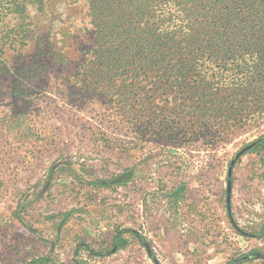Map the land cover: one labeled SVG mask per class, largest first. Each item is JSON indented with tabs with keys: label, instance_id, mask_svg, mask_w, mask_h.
Listing matches in <instances>:
<instances>
[{
	"label": "rangeland",
	"instance_id": "rangeland-1",
	"mask_svg": "<svg viewBox=\"0 0 264 264\" xmlns=\"http://www.w3.org/2000/svg\"><path fill=\"white\" fill-rule=\"evenodd\" d=\"M37 21L30 50L0 70V264H264L249 259L264 252V150L250 151L264 119L212 138L177 130L183 121L157 103L129 118L76 77L94 42L85 1L53 0ZM252 143L229 211L231 162ZM127 170L131 180L112 183ZM119 230L126 247L98 255L116 250Z\"/></svg>",
	"mask_w": 264,
	"mask_h": 264
},
{
	"label": "trees",
	"instance_id": "trees-1",
	"mask_svg": "<svg viewBox=\"0 0 264 264\" xmlns=\"http://www.w3.org/2000/svg\"><path fill=\"white\" fill-rule=\"evenodd\" d=\"M84 1L94 42L76 77L88 91L126 108L127 117H138L136 104L157 103L170 110L164 119L175 114L173 119L183 121L177 130L212 138L264 119V0ZM52 5L53 0H0L1 71L11 59L20 60L24 48L30 50L36 19L49 15ZM260 148L264 134L250 151ZM133 174L127 170L112 183L125 184ZM129 232L151 252L143 235ZM258 235L264 236V226ZM127 243L119 230L112 243L116 250L98 255ZM249 257L264 259V252L254 249ZM51 259L40 256L28 264L54 263Z\"/></svg>",
	"mask_w": 264,
	"mask_h": 264
},
{
	"label": "water",
	"instance_id": "water-1",
	"mask_svg": "<svg viewBox=\"0 0 264 264\" xmlns=\"http://www.w3.org/2000/svg\"><path fill=\"white\" fill-rule=\"evenodd\" d=\"M254 146V143L249 144L247 146H245L244 148H242L235 156V158L232 160L229 171H228V186H227V200H228V208L230 211V202H231V192H232V175H233V168L234 165L237 161V159L244 154L245 152H247L248 150H250L252 147ZM156 260V259H155ZM157 262V260H156Z\"/></svg>",
	"mask_w": 264,
	"mask_h": 264
}]
</instances>
